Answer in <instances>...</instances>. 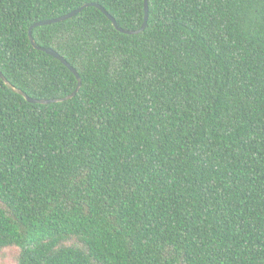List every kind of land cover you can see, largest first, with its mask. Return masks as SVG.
<instances>
[{
	"label": "trees",
	"instance_id": "16d2710c",
	"mask_svg": "<svg viewBox=\"0 0 264 264\" xmlns=\"http://www.w3.org/2000/svg\"><path fill=\"white\" fill-rule=\"evenodd\" d=\"M0 0V71L76 76ZM33 29L82 79L0 78V264H264V0H148Z\"/></svg>",
	"mask_w": 264,
	"mask_h": 264
},
{
	"label": "water",
	"instance_id": "95a60500",
	"mask_svg": "<svg viewBox=\"0 0 264 264\" xmlns=\"http://www.w3.org/2000/svg\"><path fill=\"white\" fill-rule=\"evenodd\" d=\"M96 7L99 10H101L107 17L108 19L113 23V25L122 33L124 34H128V35H138L142 32L145 31V29L147 28V24H148V18H149V4H148V0H145V20L144 23L142 25V27L139 30H135V31H131V30H124L122 28H119L116 20L105 10V8H103L101 5L99 4H86L84 6H82L81 8L74 10L72 12H70L69 14H66L64 16H61L59 18H55V19H51V20H47V21H40L35 23L33 26H31V28L29 29V38L31 41V44L33 45V47L39 51L45 52L46 54L56 58L57 60H59L60 62H62V64H64L77 78L78 80V87L76 88L75 92L65 98H59V99H34L29 97L26 93H24L22 90L16 88L14 85H12L6 78L5 76L2 74V72L0 71V78L5 82V84L8 86V88H10L11 90H13L15 93L22 95L29 103L32 104H42V105H49V104H54V103H60V102H64L67 100H71L73 99L78 92L80 91L81 87H82V79L80 77V75L78 74L77 70L72 67L59 53H57L55 50L51 49V48H43L40 47L39 45H37L32 31L33 29L37 28V27H43V26H48V25H52L55 23H59V22H63L66 20H69L75 16H77L78 14H80L85 8L87 7Z\"/></svg>",
	"mask_w": 264,
	"mask_h": 264
},
{
	"label": "rangeland",
	"instance_id": "374dc122",
	"mask_svg": "<svg viewBox=\"0 0 264 264\" xmlns=\"http://www.w3.org/2000/svg\"><path fill=\"white\" fill-rule=\"evenodd\" d=\"M5 264H14L13 258H7Z\"/></svg>",
	"mask_w": 264,
	"mask_h": 264
}]
</instances>
